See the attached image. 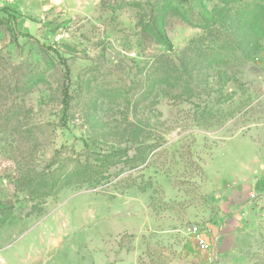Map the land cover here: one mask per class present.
Listing matches in <instances>:
<instances>
[{
    "label": "rangeland",
    "instance_id": "374dc122",
    "mask_svg": "<svg viewBox=\"0 0 264 264\" xmlns=\"http://www.w3.org/2000/svg\"><path fill=\"white\" fill-rule=\"evenodd\" d=\"M140 145L137 170L29 193ZM0 208V264H264V0H0Z\"/></svg>",
    "mask_w": 264,
    "mask_h": 264
},
{
    "label": "trees",
    "instance_id": "16d2710c",
    "mask_svg": "<svg viewBox=\"0 0 264 264\" xmlns=\"http://www.w3.org/2000/svg\"><path fill=\"white\" fill-rule=\"evenodd\" d=\"M162 43L165 44L163 37L159 35ZM166 45V44H165ZM200 55H195V61L198 62ZM183 71V72H182ZM182 71L172 70L169 68H162L159 70V80L163 82L166 87L175 85L180 87L185 93L190 91L188 83L191 81L190 77L186 75L187 69ZM68 93L66 89L63 91V103L67 105ZM154 151L152 146L140 145L132 149V154L127 150H111L108 152H92L87 154L83 160L77 156L75 159L57 158L51 165H56L54 170L42 173L33 182L29 181L31 191L29 193L37 194L39 197H46L53 191L68 187L71 185H84L98 183L103 180H108L112 176L115 178L130 171L137 170L145 164L146 158ZM73 163L72 166L68 164ZM113 169V172L110 170ZM3 208H0V213Z\"/></svg>",
    "mask_w": 264,
    "mask_h": 264
},
{
    "label": "crops",
    "instance_id": "0c3cea01",
    "mask_svg": "<svg viewBox=\"0 0 264 264\" xmlns=\"http://www.w3.org/2000/svg\"><path fill=\"white\" fill-rule=\"evenodd\" d=\"M236 237L234 234H225L221 238V242L218 245V251L220 255H225L235 249Z\"/></svg>",
    "mask_w": 264,
    "mask_h": 264
},
{
    "label": "built area",
    "instance_id": "2783aa9c",
    "mask_svg": "<svg viewBox=\"0 0 264 264\" xmlns=\"http://www.w3.org/2000/svg\"><path fill=\"white\" fill-rule=\"evenodd\" d=\"M199 242L202 244L203 241L202 240H199ZM203 248H205V245H203Z\"/></svg>",
    "mask_w": 264,
    "mask_h": 264
}]
</instances>
